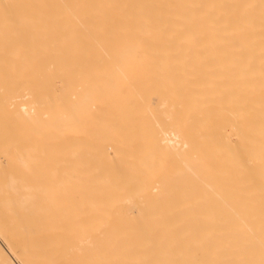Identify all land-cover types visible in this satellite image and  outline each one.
<instances>
[{
    "label": "bare ground",
    "instance_id": "bare-ground-1",
    "mask_svg": "<svg viewBox=\"0 0 264 264\" xmlns=\"http://www.w3.org/2000/svg\"><path fill=\"white\" fill-rule=\"evenodd\" d=\"M0 264H264V0H0Z\"/></svg>",
    "mask_w": 264,
    "mask_h": 264
}]
</instances>
